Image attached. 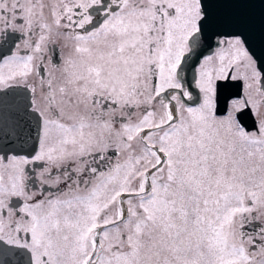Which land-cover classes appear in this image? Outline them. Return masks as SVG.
<instances>
[{
    "label": "flooded vegetation",
    "instance_id": "obj_1",
    "mask_svg": "<svg viewBox=\"0 0 264 264\" xmlns=\"http://www.w3.org/2000/svg\"><path fill=\"white\" fill-rule=\"evenodd\" d=\"M203 8L200 0H0V240L24 248L31 264L97 260L102 229L115 224L110 240L124 249L122 197L133 198L140 214L154 181H176L188 209V161L202 166L203 181V161L215 157L205 154L204 141L217 133L177 123L189 110L197 124L206 101L213 113L217 87L225 107L213 114L232 124L230 183L233 132L247 142L236 155L244 188L230 243L239 244L246 264H264V71L239 35L213 31L210 41L218 43L195 59L194 80L181 82L179 61L205 38ZM194 133L192 159L189 145L179 140L171 152L161 136ZM129 155L134 189L126 192ZM172 156L183 158L181 170ZM169 166L175 174L155 175ZM92 197L105 202L98 214ZM79 203L85 207L74 221Z\"/></svg>",
    "mask_w": 264,
    "mask_h": 264
},
{
    "label": "rangeland",
    "instance_id": "obj_2",
    "mask_svg": "<svg viewBox=\"0 0 264 264\" xmlns=\"http://www.w3.org/2000/svg\"><path fill=\"white\" fill-rule=\"evenodd\" d=\"M210 107L211 103L206 101L204 107L198 112L199 122L197 124L192 117L193 115L196 117L197 114H192L189 110L186 112L184 120L177 123L178 126L184 128L199 125L205 128L206 133L207 131L217 133V135L212 134L215 138L212 137L204 141L206 144L205 154L211 151L216 158L210 156L209 159L207 157L204 159L203 181H201L200 176L197 177L202 166L196 165V161H188L190 180L188 183L191 185L189 192L186 193L188 196V209L181 207L182 198H177V196L182 194H176L175 185H178V183L173 180L169 182L154 181L155 192L149 197H142L141 207L143 211L140 214L134 208L136 201L133 198L122 197L127 209L126 215H124L126 235L124 249H121L123 246L122 240L117 237L110 240L109 233L111 231L118 235L117 224L108 229L103 228L104 241H106L102 247L103 254L99 259L94 260L98 257L95 254L94 258L90 259V263L87 264H246L248 256L242 252L241 247L234 239L232 244L230 243L228 231L231 226L230 222L235 220L236 211L240 209L238 207L243 199L240 191L244 188V183L240 175L243 174L245 166L238 163L236 155L246 153L247 142L243 140L245 138L243 134L233 132L232 187V183L229 182L231 166L228 152L231 146L230 137L232 132H230V127L232 124L229 122L228 116L227 118H216L211 113ZM233 126H235L234 122ZM178 135L182 136L183 134L179 133ZM197 135L196 133L191 134L185 140H169L166 135L161 136L164 137L166 146L171 143V147H169L171 152L173 150L178 152L180 147H175V144L180 143V141L189 145V159H192L191 153L196 154L198 151L196 145L199 140L193 138V136L197 138ZM184 136L186 135L184 134ZM130 153H133V150ZM171 159H173L171 163L173 168L177 171L181 170L182 165L180 164L183 158L177 159L172 156ZM134 164H136L134 158L129 155L126 165L129 173L127 172L128 175L125 177L126 183L124 185L126 192L134 189L132 185V174H135L133 173ZM169 168L170 166L166 172L161 167L155 175L163 172L173 174L175 170L169 171ZM114 185L116 186V184H108L110 191ZM171 185L173 186L172 189ZM112 196L114 194L111 193L108 199H115ZM232 196L233 200L230 204L228 202ZM91 199L95 200L93 210H97L96 213L98 214L99 207L103 206L105 202L101 198L92 197ZM232 205L233 220H231L232 214L229 210ZM82 207H85L84 204L79 203L76 208H73L74 221L82 215L79 213ZM96 213L93 224L99 223ZM113 243L117 244L114 249L112 248ZM78 259V257L71 258V260L64 258L60 262L57 260H51L50 262L53 264H81ZM83 261L82 264H85ZM34 264H42V262L36 260Z\"/></svg>",
    "mask_w": 264,
    "mask_h": 264
},
{
    "label": "water",
    "instance_id": "obj_3",
    "mask_svg": "<svg viewBox=\"0 0 264 264\" xmlns=\"http://www.w3.org/2000/svg\"><path fill=\"white\" fill-rule=\"evenodd\" d=\"M206 17L200 22V32H203L202 44L183 54L179 61L177 74L181 82L194 80V61L204 52H210L211 45L218 40L210 41L213 31L240 35L256 60L257 65L264 71V0H200ZM219 87L216 88V92ZM218 96V92H217ZM215 113L219 112L220 102L216 100ZM218 109V111H217ZM39 128V122L36 124ZM37 128L33 130L34 133ZM33 133V134H34ZM30 255L23 248L6 245L0 240V264H30Z\"/></svg>",
    "mask_w": 264,
    "mask_h": 264
}]
</instances>
